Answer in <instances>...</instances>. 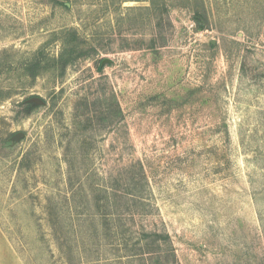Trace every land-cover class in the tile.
I'll use <instances>...</instances> for the list:
<instances>
[{"label":"rangeland","instance_id":"obj_1","mask_svg":"<svg viewBox=\"0 0 264 264\" xmlns=\"http://www.w3.org/2000/svg\"><path fill=\"white\" fill-rule=\"evenodd\" d=\"M0 264H264V0H0Z\"/></svg>","mask_w":264,"mask_h":264}]
</instances>
